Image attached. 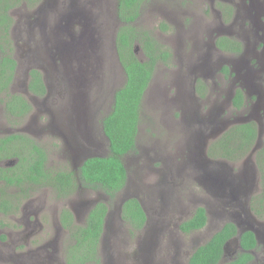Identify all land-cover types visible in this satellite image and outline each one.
<instances>
[{
  "label": "rangeland",
  "instance_id": "obj_1",
  "mask_svg": "<svg viewBox=\"0 0 264 264\" xmlns=\"http://www.w3.org/2000/svg\"><path fill=\"white\" fill-rule=\"evenodd\" d=\"M50 1V6L48 4L44 5L38 12H34L30 8H28V11L23 5H17L13 8L15 32L20 27L17 13H33L38 24L33 27L32 32L27 30V33H29V50L34 51L36 57L26 59L23 49L19 46L21 45L20 42L16 43L15 49L14 47L12 49L18 64L10 90L20 93L24 86H27L28 76L26 74L30 66L48 63L45 59H39L38 49L45 48V40L50 32L57 31L55 37L61 35V37L68 39L69 42L65 44L68 48H71L70 42L75 43L73 48L76 55H79L77 50L81 45V60L84 59V56L86 62L96 59L97 72L95 80L97 84L92 89L91 94L88 93L84 100L80 101L79 107L80 110L86 108L82 113L84 116L81 115L84 118L83 121L91 124L92 129H95L97 125V150H101L104 154L106 152V140L101 133L100 120L102 115L111 109L114 92L124 81V72L119 65L117 52L115 51V36L119 27L115 16V0ZM231 1L237 2V0ZM216 2V0H145L139 8V19L132 22L139 28H148L153 34L156 33L163 42L171 47L172 51H176L171 63L158 64L155 68L151 83H149L147 92L142 98L137 136L138 154L132 152L125 157L130 178L129 192L137 194V192L140 193L143 190L159 187L163 191L162 193L152 194L151 191H148L142 195L139 194V197L144 200V205L150 206L148 207L150 220L156 223L148 234L146 229L141 231L138 237H135V232L131 230L127 222L123 220V224L120 225L116 217L110 215L113 211L118 212L116 206H113L118 201L110 205L109 214L107 213V216H109L108 221L106 220L100 239V264H116L117 261L113 260V256L115 258L117 253L122 252L125 255H130L134 253V250L139 251L143 241L150 234L151 240L156 234L157 246L155 250L158 249V254L161 252L164 255V258L161 259H165V264H171L174 258H176L177 263L185 264L184 248L180 244L181 241H185V245L188 246L191 238L198 237L206 240L211 232L222 226L223 222L233 219L230 218V213L233 214L234 212L238 216L241 212L237 205H232L230 211L227 210V206H220L223 200L222 197L233 200L236 196L239 198L240 192H242L241 200H246V198L252 200L247 206L244 205V210L246 207L249 212L250 203L254 204L262 192L263 182L257 166L256 171L251 176L246 179L241 178L242 173L249 171L250 166L244 162L250 159L243 157L244 159L240 161H231L222 157L211 158L208 156L207 151L210 142L218 138L222 131L218 132L221 129L218 127L217 118L206 120L202 117V114H205L208 109L205 100L198 97L193 99L196 107L190 109L193 112L199 111V115L193 117H190L191 112L188 107L184 106L182 108L181 101H179V108H176L173 103L177 102L174 98L179 99V97H176L177 87L183 85L184 88L190 91L191 85L189 83L195 77V74L198 75L199 79H203V75L195 69L194 62L199 54V46L204 50V46L208 45L210 37L212 38L211 31L213 30V33H215V29L221 31H225V28L230 31L238 29L239 18L235 23L225 22V27H220V10ZM70 8L72 12L70 17L67 18L64 15L66 10ZM239 9L238 6V11ZM75 11L84 14L82 13V17L77 14L75 17ZM174 20L177 24L173 30L168 31L167 28L160 26V21L168 23V21L174 22ZM248 26L249 24L246 25V27ZM193 27H195V32L192 36L186 33L178 34L176 31V29L193 30ZM81 33L82 36H80ZM23 37L25 38L24 34ZM88 41H92L93 46H97L95 52L90 48ZM61 42H57L60 52L63 48ZM70 55H63V64L61 66L58 64L50 71L49 95H45L43 100L39 97L34 98L32 112L35 111L37 115L26 116L27 118L25 117L22 120V127L18 128L22 131V128L27 127L29 123H37V121L39 124H47L48 130L46 129L45 133L37 131L35 127L34 137L36 138L35 141L40 140L47 151V162L50 164L47 163V167L55 169L56 167L60 169L62 165H66L61 160L62 147L59 140L60 136L57 133L60 132V128L62 129L61 125L65 124L66 112L70 109V91L73 90V94L75 88H72V83L68 81L75 68ZM220 55L216 52L210 54L208 62H210L212 70L216 66L214 63ZM63 70L67 71L65 73L68 75L67 82H59L60 78H63ZM208 73L206 79L211 85L213 79H217L218 75L215 71L212 78L211 74L213 72ZM157 91L161 92L160 97L157 93L155 94ZM91 95L96 98L97 115H94V111L90 109V107H94L93 99H95H91ZM209 103L211 105V100H209ZM178 109L183 113L182 117L177 118L175 114ZM216 111L217 108L214 105V114H216ZM90 114L93 115L91 118H89ZM7 119L9 120V117L5 115L3 105L0 103V127L5 131L0 136L10 133L8 131L13 128L10 122H7ZM261 121L264 122V116ZM1 122H6L7 126L2 127ZM209 133H213V136L208 135ZM261 134H263V131H261ZM67 140L73 141V136L68 135ZM12 147H14V144ZM74 150L80 152V147L75 146ZM149 162L155 163V166H152ZM99 194L97 193V198L101 197V201L106 202V195ZM122 194L123 192L120 193V196ZM76 201L77 198L72 191L61 197H57L55 191L51 188L36 191L21 203V207L22 204L25 205V215H20V212H18L10 217L0 216V234L12 232L11 241H16V232L22 235L23 240L21 243L29 250L31 248L30 252L37 260L46 259L47 254H50L51 264H68L66 251L69 250L72 239L70 230L68 233V231L60 229V226L61 222L63 223L62 213L64 209L72 208ZM199 205L210 208L212 213L210 216L215 224H213L214 228L211 227L213 225H207L206 228L198 231L192 237L190 235H179L178 233L176 235L166 233L175 229L174 224H176L177 220L175 219L177 216L184 215L183 211H193ZM224 207L227 209L225 210ZM32 210H38L36 214L37 226L30 220ZM251 210L253 209L251 208ZM225 211L227 213L222 215L219 213ZM82 217L83 213L81 214L80 223H82ZM17 219L26 221V223L29 221L32 226L27 228V226L21 225ZM161 219L170 222V224H165V226L159 228V222L157 221ZM128 235L131 237L128 238ZM44 245H47L48 248L42 250L41 247ZM47 250L50 251L45 254ZM155 250L153 251L156 252ZM16 251L19 252V250ZM150 252H152V246ZM14 259H16V255H13L11 260H8L5 256H0V264H13L12 260Z\"/></svg>",
  "mask_w": 264,
  "mask_h": 264
},
{
  "label": "flooded vegetation",
  "instance_id": "obj_2",
  "mask_svg": "<svg viewBox=\"0 0 264 264\" xmlns=\"http://www.w3.org/2000/svg\"><path fill=\"white\" fill-rule=\"evenodd\" d=\"M216 1H217L216 3L219 5L218 9L220 10V13H219L220 27L221 28L225 27L224 26L225 22L235 23L237 18H239L238 29L231 30V31L226 28L224 29L225 31H221L220 29H215V33H213V30L211 31L210 34H212V38L210 37V41L207 43L208 45L204 46V50H202L201 46H199V54L194 62L195 69L198 70L203 75V79H199L198 75L195 74V77L189 83L191 85L190 91L184 88L183 85H181L180 87H177L176 97H179V99L174 98V100H176L177 102H173V103L176 105V108H179V101H181L182 108L185 106V107H188L189 109L190 108L194 109L196 107V104L193 102V99H196L197 97L199 99H204L205 103L208 105V109L206 110L205 114H202V117L206 120L208 119L215 120L217 118V122L219 124L218 127L221 129L218 132L222 131L220 136L222 134H226L227 142H229L230 140L231 134L228 132L231 129V127L233 128L237 124L241 125V124H248V123H252L256 126L257 138L259 137V141H260V144L258 143V147H256L257 142H255L249 152L245 153L242 157H239L238 159L231 160V161H240L244 159L243 157L250 159L249 161L244 162L250 166L249 171H247V173L241 174V178L246 179L249 176H251L253 172L256 171V166H257L256 154L259 148L262 146L263 138H264V124H263L264 122L261 121V118L264 116V6H263L264 0H237V2H233L231 0H216ZM49 3H51L50 0H21L20 2H17L14 6H12L7 12L8 16L10 17V20L8 23L4 21L3 26L8 27L7 33L9 34V38L11 39L12 49L13 47L15 49L16 43L18 44L20 42L21 45L19 46L23 49L25 53L24 56L27 57L26 59H28L29 57L31 58L36 57L35 52L29 50L30 49L29 48V33H27V30H30L32 32L33 27L38 24L37 18L31 12L17 13L18 20L20 21V27H19V30L15 32L14 19H13V8L17 7V5H23L24 8L27 10L28 8H30L34 10V12H38L44 5L46 6L48 4L50 6ZM238 6L240 7L239 11H238ZM115 9H116L115 16H116V20L118 23L117 25H119L120 27L122 24L119 20L120 11L118 7V0H115ZM3 11H4V5H0V13H2ZM91 11H94V10H91ZM71 12H72L71 8L66 10L64 16L69 18ZM82 13L83 12L75 11V17L77 14L79 17H82ZM160 22H161L160 26H163V28H167L168 31L175 29L176 24H177L175 20L174 22L168 21V23H165V21H160ZM130 24L131 26L134 25L132 24V22ZM247 24H249L248 27H246ZM145 30L148 32L150 36H152L159 43V45H156L155 47H157L160 50L166 49L171 53L170 59L168 60V62L159 61L158 63H156V65L154 66V70H153V74H154L155 68L158 64L163 65V64L171 63V60L176 55V51L174 50L172 51L171 47L159 38V35H157L156 33L153 34L148 28H145ZM176 31L178 34L186 33L192 36L193 33L195 32V27H193V30L183 31V30L176 29ZM56 33L57 31L50 32L49 36L45 40V43H46L45 48L38 49L39 59H45L48 61V63L44 65H39V66H32V67L30 66V69L28 70V73L26 74L28 76L27 86L26 87L24 86L20 94L24 96L29 102H31L33 107L32 109L28 111L27 117L28 116L32 117L31 115L36 114L35 111L32 112L34 108V105H33L34 103L33 101L35 100L34 98L39 97L40 99L43 100L45 95L47 94L49 95V89H50L49 73L50 71H52L55 68V66H58V64H60L61 66L63 64V58H62L63 55L69 56L71 52L70 58L73 60V63L75 64L74 65L75 68H74V71H72V74H70L68 81L72 83L73 86L71 87L72 88L75 87V88H74L73 94H72L73 90L70 91V98H71V99L69 98V100H71L69 102L70 109L67 110L66 112L67 116H65V120H66L65 124L61 125L62 129L60 128V132H58L57 134L60 136L59 140L61 141V147H62L61 160H63L66 164V165H62L60 169H68L70 171H73L74 176L77 179L78 168L87 158L97 157V154L104 155L106 153L105 152L104 154H102L101 150H97V125L95 129H92L91 124L85 123V121H83L84 118L82 116L84 115L82 113L84 112L86 108L84 110H80V107H79L80 101L84 100V97H86L88 93L91 94L92 89L95 88L97 84L95 80V75L97 72V63H96V59L91 62L89 61L86 62L85 56H84V59L81 60V52H80L81 45L79 49L77 50L79 51V55L78 54L76 55L74 53L75 49L73 48V46H75V43H73L74 44L73 45L70 42L71 48H68L65 45L67 42H69L68 39L61 37V35L60 37H55ZM23 34L25 35V38L23 37ZM80 36H82V33L80 34ZM221 37H226L227 40H229L223 48H220L216 43V41ZM231 39L235 40L237 44L231 45V41H230ZM115 41H116V36H115ZM57 42L58 43L61 42L63 46L62 52L59 51V44H57ZM88 42L90 43V48H92V51L95 52V50H97V46H93L92 41H88ZM133 49H134V53L137 56V58H139L141 61L146 59V56L143 53V50L138 43H134ZM115 51L117 52V47ZM213 52L220 53L221 55L215 61L214 64H216V66H214L212 70L211 69L212 66L210 65V62H208V58L210 54H213ZM11 53H12L13 58L16 60L17 58L15 57L12 51ZM197 53H198V49H197ZM117 56H118V52H117ZM1 59H2V51L0 49V61ZM117 59H118L119 65L121 66L123 70V67L119 60V56L117 57ZM17 64L18 63L16 60V65L13 71V77L17 71ZM33 70H37L39 74L41 75V80L45 87V94L43 95L34 94L33 92L29 90V83L31 80L30 75H31V71ZM215 71H217L216 73V75H218L217 79L216 78L213 79L212 84L210 85L206 79V75L209 74L208 72L210 73L213 72L211 74V77L213 78ZM62 73H63L62 75L63 78L62 79L60 78L59 82H62V81L67 82L66 79L68 78V75L65 74L67 73V71L63 70ZM179 78L181 81L180 76ZM151 80H152V77L150 81ZM12 81H13V78H12ZM150 81L149 83H151ZM177 81L179 82L178 79ZM186 82H187V79H186ZM12 83L13 82H11V84ZM149 83H148V86H149ZM147 88L144 90L143 96L145 92H147ZM69 89L67 90V92L69 91ZM214 89H216V91H214ZM237 92H238L239 102L236 99ZM156 93L159 97L161 96L160 91L155 92V94ZM90 98L91 99L95 98V96L91 95ZM188 99H190V101H188ZM209 100H211V105L209 103ZM93 102H94V107L92 108L90 107V109L94 111L93 112L94 115H97L96 98L93 99ZM0 103L3 105V111L5 115H7L5 111V107H4L5 103L3 104L1 101ZM214 105L217 108L216 114H214L213 112ZM192 109H190V112H191L190 117L199 115V111L193 112ZM78 113H80V115H78ZM182 113L183 111L178 109L176 111L175 116L177 118L179 116L182 117ZM72 114L74 115L72 116ZM7 116H11V115L9 114ZM91 116L93 115L90 114L89 118H91ZM140 116H141V113H140ZM11 120L9 119L7 122H10V125H12L13 128L10 131H8L10 133L6 132L7 134L0 136V139H3L5 136L11 135V134H26L30 136L32 139H34L35 141L36 138L34 137V133L36 132V130L41 133H45L46 129L48 130L47 124L45 125L39 124V122L37 121V123L35 122L29 123V125L27 127L22 128V131H21L20 129H18L22 127L21 117L20 118L17 117L13 122ZM1 126L6 127L7 123L1 122ZM35 127H36V130H35ZM102 131L103 129H102V124H101V133H104ZM261 131H263V134H261ZM3 132L5 131H3V129L0 127V134ZM70 134L73 136V141L75 142V145L72 144L69 140H67V137ZM208 135L213 136V133H209ZM103 137L105 138V140H108V138L105 135ZM218 138H216L215 140H217ZM35 142L43 149V152L46 153V155H48L47 151L44 148V145L40 142V140L35 141ZM105 145H106L105 147L107 151V142H105ZM75 146L80 147V152H77L74 150ZM241 152L242 151L238 150L236 154H241ZM3 154H4L3 147H1L0 167L5 168V169H7L8 167L12 168L8 171L9 177L12 178L14 176H17L18 174L19 175L22 174V164H21L20 158L18 156L5 157ZM47 163L48 162L45 163L46 166H47ZM149 164H151L152 166H155L154 165L155 163L149 162ZM48 165L50 164L48 163ZM3 175L6 176L5 174ZM21 184L24 187L23 191H21L22 187L21 189L15 188L13 190V191L18 190L22 194L21 197L23 198L20 202V205L15 209H10L9 211H7L2 208L1 203L4 201V197H6V199L13 197L11 193L13 191L8 189L9 185H7L2 179L0 180V185H3L6 191V193L3 196L0 194V216L10 217V216L16 215L18 212H20V215H25V205L22 204V207H21V203L24 199L28 198L31 194L35 193L36 191H41L42 189L51 188L55 191V194L57 197H61L65 194L64 190L68 189L69 191H67L66 194L72 191L74 196H76L77 198V201L74 202L73 207L68 208V210L72 213L74 222L78 225H83L85 223V219L87 217L89 210L98 201H101L102 199L101 197H100L101 199L97 198V193H100L99 195H102V194L105 195L102 192H97V189L85 188L83 185H81L78 179L74 183H72V186H71L72 188H69L67 186L64 188V190L59 189V188L56 190V188H53L51 185L46 184V182H44L43 184L40 183V184H34V185H31V184L29 185V183H24V182H22ZM129 185H130V178L128 175V182L126 184L127 188L116 193L114 200H112V205L118 201L116 205H113V206H116V209L118 212L113 211L110 215H114L118 223L122 225L123 220H124L122 218L123 203L130 197L137 198L145 214V220L141 224V227L139 229L134 230L135 237H138L141 231H144L146 229H147L146 231L148 234L150 230L152 229V227H154V224L156 223V222L153 223L150 220V215L148 214V211H149L148 207L150 206L144 205V200H142V198L139 197V194L142 195L144 193H147L148 191L149 192L151 191L152 194L162 193L163 190L162 188L159 187V188H154V189L143 190V191H140V193L137 192L136 194L134 192L133 193L129 192ZM121 192H123V194L120 196ZM126 192H129V193H126ZM242 196H243L242 192H240L239 198L236 196L234 197L235 199L233 200L226 198V197H222L224 202L220 206H227L228 209L224 207L225 210L227 209L228 211H230L231 210L230 207H232V205H237L239 206L240 208L239 211L241 212H239L238 216L234 212L233 214L230 213L229 214L230 218H233V219L223 222L222 226H220V228L217 229L216 231L211 232L206 240H202V238H198V237L191 238L190 245L188 246L185 245V241H181L180 244L184 248L183 256L185 258L184 260L185 264H189V258L191 254L198 247L205 245L213 237V235L216 232L222 229V227L226 223L233 224L234 232L224 239L221 245L222 253L217 263L218 264H264V201H261V198L259 197L255 201L254 204L250 203L249 212H248L246 210V207L244 210V205L247 206V204L251 202L252 200L248 198H246V200H241ZM106 201H110L108 195H106ZM250 207L253 210H251ZM195 209L193 211L191 210L183 211L184 215H179L175 219L177 220L176 224H174L175 229L172 231V230H169L168 228H165L166 230H169L166 233L170 235H176L178 233L179 235H190V237H192L198 231L202 230L203 228H206L207 225L211 226L214 224L210 216V214H212L211 210L209 207H207L205 208L207 219L203 227L197 228V229L190 228V229L182 230L181 229L182 224L193 215V212L195 211ZM29 211L31 212V210ZM37 213H38V210H34L33 213H30V220L34 222L35 226L38 225L37 217H36ZM82 213H83L82 223H80ZM107 213L109 214L108 211ZM219 213H221L222 215L223 213H227V212L225 211V212H219ZM108 217L109 216H107L106 214L105 220L108 221ZM62 218H63V215H62ZM17 221L21 225L23 224V226H27V228L32 226L29 221H27V223L26 221H21L19 219H17ZM157 222H159V228L165 226V224L167 225L170 224V222L165 221L163 219ZM63 225L66 226L64 222L63 223L61 222L60 229L64 231H68L69 233V229L66 228L67 226L64 227ZM214 225L211 227L214 228ZM248 232H251L253 234L254 239L246 240L244 238L245 242L252 243L251 246L245 247L243 244L242 237L244 234ZM15 235L17 236L16 241H11L12 232L6 233V234H0V256H5L8 260H11L12 256L16 255V259L12 260L13 264H51L50 259L52 258L50 257V254L49 255L47 254L49 253L50 250H47L45 252V254H47L46 259L37 260L36 258H34V256L30 252L31 248L29 250L28 248L25 247L23 243H21V241L23 240V236L19 235L17 232L15 233ZM149 236H151V234ZM149 236L147 237V239L143 241V244L139 251L134 250V253L130 255H125L122 252H120V253H117L115 258L113 256V260L117 261L116 264H165V261H164L165 259H161V258H164V255L161 252H159L158 254L157 252L158 249L155 250L157 246L156 234L154 238H152V240H151V237ZM130 237L131 236L128 235V238ZM151 246H152V252H150ZM41 248L42 250H45L48 247L47 245H44ZM16 250H19V252H17ZM52 250H55V249H52ZM153 250H155L156 252H154ZM67 251H66V255H68V258H67L69 262L68 264H70V262H72V259H71L72 257L69 256ZM175 259L176 258H174L171 264H181V263H177ZM76 262L77 263L75 264H100L101 257L98 262L94 260H89V259H84V260L76 259Z\"/></svg>",
  "mask_w": 264,
  "mask_h": 264
},
{
  "label": "trees",
  "instance_id": "obj_3",
  "mask_svg": "<svg viewBox=\"0 0 264 264\" xmlns=\"http://www.w3.org/2000/svg\"><path fill=\"white\" fill-rule=\"evenodd\" d=\"M21 0H0V5H4V11L0 13V49L2 59L0 61V101L4 104L5 111L12 122L21 117L22 120L32 109V104L20 93L12 92L10 85L13 78V71L16 60L12 56V45L4 21L9 22L8 10ZM145 0H118L119 20L121 26L116 33V47L120 63L124 70V81L119 86L113 96L111 109L102 116L101 124L105 136L108 138L107 153L104 156L87 158L77 171V179L81 185L89 189H97L109 196L110 201H98L88 212L83 225L74 222L72 213L64 209L63 222L70 230V243L68 254L72 258L70 264H75L78 260L99 261L100 239L104 230V220L109 206L112 204L116 193L127 188L128 168L125 165V157L129 153H137V136L140 123L141 103L143 92L153 75L154 66L159 61L168 62L171 53L164 49L160 50L156 45L159 43L148 34V32L136 25L131 26V22L138 19L139 8ZM226 37L219 38L216 43L223 48L227 42ZM231 45L237 44L233 39ZM134 43H138L146 59L141 61L134 53ZM29 90L34 94H45V87L41 80V75L37 70L31 71ZM98 91V90H97ZM6 97V98H5ZM236 99L239 102L238 92ZM236 101V102H237ZM13 116V117H12ZM229 142L226 141V134H222L217 140L210 142L208 156L211 158L222 157L228 160L238 159L249 152L257 139V129L252 123L237 124L230 129ZM0 149L3 147L5 157L18 156L22 164V174L9 177L7 169L0 167V180L2 179L8 189L22 187L24 183L29 185L46 182L56 190L65 187L72 188V183L77 179L74 172L68 169L51 168L46 166L47 155L43 149L36 144L34 139L26 134H11L0 139ZM14 144V147L12 145ZM238 150L241 154H236ZM138 154V153H137ZM31 159V160H29ZM256 163L262 177L261 201H264V138L263 144L256 154ZM6 176H4L3 174ZM172 177V174L170 175ZM64 193L69 191L64 190ZM3 185H0V194H5ZM12 196L4 197L1 203L3 209L9 211L20 205L23 197L21 192L16 190L11 192ZM224 200H222L223 204ZM122 218L127 222L132 231L139 229L145 220V214L139 200L135 197L128 198L122 206ZM207 219L205 208L199 206L181 226L182 230L190 228H201ZM234 232L233 224L226 223L221 230L205 244L198 247L190 256L189 264H218L221 255V245L226 237ZM245 247L252 243L245 242L251 240L253 234L248 232L243 235ZM69 263V262H68Z\"/></svg>",
  "mask_w": 264,
  "mask_h": 264
},
{
  "label": "water",
  "instance_id": "obj_4",
  "mask_svg": "<svg viewBox=\"0 0 264 264\" xmlns=\"http://www.w3.org/2000/svg\"><path fill=\"white\" fill-rule=\"evenodd\" d=\"M259 134H260V132H259ZM103 135H105V134L103 133ZM259 136H260V135H259ZM256 142H257V143H256V147H258L259 137L257 138V141H256ZM71 143L75 145V142L72 141V140H71ZM254 150H255V149H254ZM97 156H102V155L97 154ZM105 224H106V220L104 221V227H105ZM140 249H141V247H140Z\"/></svg>",
  "mask_w": 264,
  "mask_h": 264
},
{
  "label": "clouds",
  "instance_id": "obj_5",
  "mask_svg": "<svg viewBox=\"0 0 264 264\" xmlns=\"http://www.w3.org/2000/svg\"><path fill=\"white\" fill-rule=\"evenodd\" d=\"M102 132H103V131H102ZM102 135H103V133H102ZM103 136H104V135H103ZM106 142H107V144H108V140H106ZM106 153H107V151H106ZM106 153H105V154H106ZM105 154H104V155H105ZM104 155H102V156H104ZM125 165H126V163H125ZM126 167H127V166H126Z\"/></svg>",
  "mask_w": 264,
  "mask_h": 264
}]
</instances>
